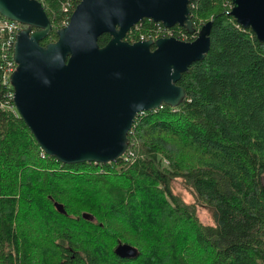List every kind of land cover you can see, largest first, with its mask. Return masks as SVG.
Instances as JSON below:
<instances>
[{"label": "trees", "instance_id": "obj_1", "mask_svg": "<svg viewBox=\"0 0 264 264\" xmlns=\"http://www.w3.org/2000/svg\"><path fill=\"white\" fill-rule=\"evenodd\" d=\"M80 1L41 0L53 24L42 45L58 39ZM232 7L190 0L194 33L174 29L193 41L212 20L210 50L182 74L179 106L136 116L134 162L65 164L45 153L0 69V264H264V42ZM155 25L143 19L125 39ZM110 39L100 36V46ZM177 178L211 208L213 224L175 193ZM119 242L138 257L118 256Z\"/></svg>", "mask_w": 264, "mask_h": 264}, {"label": "water", "instance_id": "obj_2", "mask_svg": "<svg viewBox=\"0 0 264 264\" xmlns=\"http://www.w3.org/2000/svg\"><path fill=\"white\" fill-rule=\"evenodd\" d=\"M232 3L230 14L264 42V0ZM0 14L23 25L11 76L14 105L44 152L65 164L122 158L136 116L163 104L179 106L187 95L178 84L182 74L211 47L212 20L193 41L125 39L146 18L194 33L190 0H81L47 45L41 41L53 24L39 0H0ZM105 33L111 39L100 46ZM55 206L67 214L62 203ZM115 253L136 258L139 250L119 242Z\"/></svg>", "mask_w": 264, "mask_h": 264}, {"label": "built area", "instance_id": "obj_3", "mask_svg": "<svg viewBox=\"0 0 264 264\" xmlns=\"http://www.w3.org/2000/svg\"><path fill=\"white\" fill-rule=\"evenodd\" d=\"M39 1L41 2V0ZM155 24L156 25L148 32L140 34V40H157L161 37H176L183 41L188 40L186 34L183 31H179L178 33L176 29H174L177 25L168 28L161 22H155ZM22 28L23 25L17 21L5 17L0 18V69L3 74L4 84L11 87H13L11 84V76L17 68V62L14 59L15 43L17 34ZM122 158L125 161H129L133 158V153L128 149Z\"/></svg>", "mask_w": 264, "mask_h": 264}, {"label": "rangeland", "instance_id": "obj_4", "mask_svg": "<svg viewBox=\"0 0 264 264\" xmlns=\"http://www.w3.org/2000/svg\"><path fill=\"white\" fill-rule=\"evenodd\" d=\"M131 152L133 153V158L130 159L129 161H126V162H134L135 161L136 155L132 150H131ZM173 188H174L175 193L180 195L187 203L193 204L195 206L197 216L199 217V219L202 222H204L206 224H213L214 223L211 208H209L208 206L196 201L194 194L186 186L183 178H177L176 180H174Z\"/></svg>", "mask_w": 264, "mask_h": 264}]
</instances>
